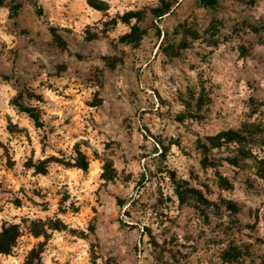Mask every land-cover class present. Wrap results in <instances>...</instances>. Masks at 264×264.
I'll use <instances>...</instances> for the list:
<instances>
[{
    "label": "rangeland",
    "instance_id": "374dc122",
    "mask_svg": "<svg viewBox=\"0 0 264 264\" xmlns=\"http://www.w3.org/2000/svg\"><path fill=\"white\" fill-rule=\"evenodd\" d=\"M0 1V264H264V0Z\"/></svg>",
    "mask_w": 264,
    "mask_h": 264
},
{
    "label": "trees",
    "instance_id": "16d2710c",
    "mask_svg": "<svg viewBox=\"0 0 264 264\" xmlns=\"http://www.w3.org/2000/svg\"><path fill=\"white\" fill-rule=\"evenodd\" d=\"M1 3V1H0ZM94 8L100 10V11H107L109 9V6L106 3H102V2H98V1H92L90 3ZM20 6L17 5L13 11V15L12 17H16L18 15ZM172 10V6L171 5H167L165 8H163L161 11H159V15H157L158 17H163L166 14H169ZM136 17V13L130 12L125 14L122 17V20L125 22H130V20L132 18ZM137 27H133L132 32L127 34L126 36L123 37V40L134 43L137 42V40H140V35L138 37L137 35ZM241 133H239L238 131H234V130H230V131H226L221 133L220 137L221 139L227 140L229 142H235V141H240L241 140ZM212 141H218L216 139H213ZM262 164H264V159L262 160ZM261 177L264 179V171H262L261 173ZM18 237V231L16 230V227H14V233L13 234H8V232L5 230L4 232L0 233V253H5V254H9L14 245L15 242L17 240ZM40 252L37 249H34L30 255L28 256V258L26 259V261L23 264H40Z\"/></svg>",
    "mask_w": 264,
    "mask_h": 264
},
{
    "label": "crops",
    "instance_id": "0c3cea01",
    "mask_svg": "<svg viewBox=\"0 0 264 264\" xmlns=\"http://www.w3.org/2000/svg\"><path fill=\"white\" fill-rule=\"evenodd\" d=\"M109 9H110V8H109ZM109 9H108V10H109ZM108 10H107V11H108ZM225 132H226V131H225Z\"/></svg>",
    "mask_w": 264,
    "mask_h": 264
}]
</instances>
